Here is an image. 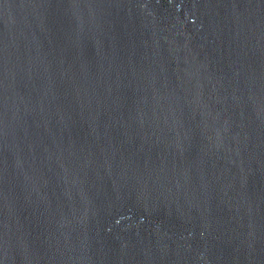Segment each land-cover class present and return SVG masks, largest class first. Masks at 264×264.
<instances>
[{
	"label": "water",
	"instance_id": "water-1",
	"mask_svg": "<svg viewBox=\"0 0 264 264\" xmlns=\"http://www.w3.org/2000/svg\"><path fill=\"white\" fill-rule=\"evenodd\" d=\"M0 264H264V0H0Z\"/></svg>",
	"mask_w": 264,
	"mask_h": 264
}]
</instances>
